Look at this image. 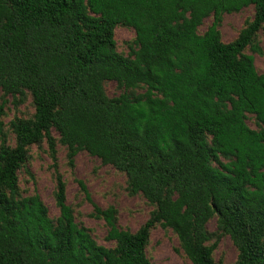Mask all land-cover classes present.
I'll use <instances>...</instances> for the list:
<instances>
[{"label": "trees", "instance_id": "trees-1", "mask_svg": "<svg viewBox=\"0 0 264 264\" xmlns=\"http://www.w3.org/2000/svg\"><path fill=\"white\" fill-rule=\"evenodd\" d=\"M248 6L252 17L223 42V14ZM117 25L135 33L127 56L116 51ZM262 27L264 0H0V116L27 94L33 106L10 121L12 146L0 123V264H151L156 224L191 264H223L212 257L223 235L237 250L228 264H264V71L244 53H260ZM105 81L122 91L108 97ZM57 140L69 166L86 151L154 207L136 231L119 228L117 209L92 203L77 180L114 242L98 244L75 221L56 168L55 220L37 192L20 193L29 146L45 141L54 161Z\"/></svg>", "mask_w": 264, "mask_h": 264}, {"label": "rangeland", "instance_id": "rangeland-1", "mask_svg": "<svg viewBox=\"0 0 264 264\" xmlns=\"http://www.w3.org/2000/svg\"><path fill=\"white\" fill-rule=\"evenodd\" d=\"M252 15V6L245 7L236 13L223 14L219 27L221 40L230 42L235 39L240 29ZM210 22L211 17L205 18L198 27V32H204ZM113 37L116 51L124 56L129 55L131 48H134L135 33L133 29L117 25ZM254 42L260 48V53L253 51L250 46L244 49V53L253 56L255 69L261 73L264 71V27L257 31ZM104 91L108 97H114L122 89H119L114 81H105ZM135 91L142 92L143 89H136ZM32 113L33 106L29 94L22 103L18 104L16 109L11 102H8L5 113L0 116L6 144L10 146L14 144L10 121L14 117H30ZM246 123L253 129L257 128L254 118L250 114H248ZM52 134L58 139L56 131L52 130ZM55 149L56 159L53 161L45 141L30 145L27 157L18 170L20 193L25 196L34 191L37 192L47 207L48 215L52 220L58 216V208L54 201V168L58 170L65 182L66 203L72 208L75 221L86 227L98 244L111 247L114 242L105 239L107 226L104 221L90 215L93 211L92 203L100 208H106L109 205L114 206L117 209V226L130 232L136 231L150 216L154 207L141 194H128L126 177L122 172L110 165H102L98 158L89 155L86 151H79L76 154L71 167L67 162L66 147L57 140ZM77 180L83 181L86 185L92 203L85 200ZM206 229L212 234V240H214L217 234L215 218H211L206 223ZM145 253L151 264H191L181 250L176 235L170 228H162L159 224L150 229ZM236 256L237 250L230 238L227 235L221 236L213 251V260L217 263L228 264L233 262Z\"/></svg>", "mask_w": 264, "mask_h": 264}]
</instances>
